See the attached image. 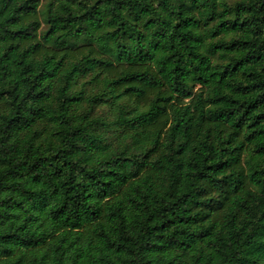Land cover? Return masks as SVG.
<instances>
[{"label": "trees", "instance_id": "obj_1", "mask_svg": "<svg viewBox=\"0 0 264 264\" xmlns=\"http://www.w3.org/2000/svg\"><path fill=\"white\" fill-rule=\"evenodd\" d=\"M0 264H264V0H0Z\"/></svg>", "mask_w": 264, "mask_h": 264}]
</instances>
